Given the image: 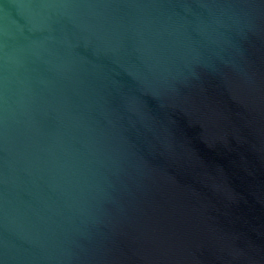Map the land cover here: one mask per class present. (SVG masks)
Here are the masks:
<instances>
[{"label":"water","instance_id":"1","mask_svg":"<svg viewBox=\"0 0 264 264\" xmlns=\"http://www.w3.org/2000/svg\"><path fill=\"white\" fill-rule=\"evenodd\" d=\"M0 264H264V0H0Z\"/></svg>","mask_w":264,"mask_h":264}]
</instances>
